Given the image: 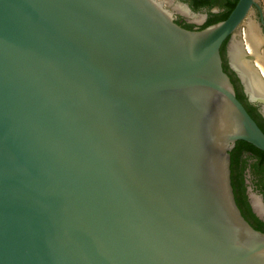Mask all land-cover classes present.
Wrapping results in <instances>:
<instances>
[{"label": "water", "instance_id": "1", "mask_svg": "<svg viewBox=\"0 0 264 264\" xmlns=\"http://www.w3.org/2000/svg\"><path fill=\"white\" fill-rule=\"evenodd\" d=\"M255 6L0 0V264H264L231 154L264 130L222 57Z\"/></svg>", "mask_w": 264, "mask_h": 264}, {"label": "flooded vegetation", "instance_id": "2", "mask_svg": "<svg viewBox=\"0 0 264 264\" xmlns=\"http://www.w3.org/2000/svg\"><path fill=\"white\" fill-rule=\"evenodd\" d=\"M173 4H181L188 9L190 16L175 10L176 21L183 27L190 29H202L208 23L217 20L232 11L233 4L239 0H171ZM261 1V0H258ZM261 4V3H260ZM262 6V4H261ZM263 7V6H262ZM257 20L261 25V35L264 41V22L260 17L257 7ZM264 9V7H263ZM202 16L195 20L194 15ZM197 17V16H196ZM264 21V19H263ZM230 39H227L222 46V57L224 68L231 76L236 87L237 95L248 111L264 128L263 103L259 99H253L246 91L245 85L237 71L232 67L229 54ZM232 182L235 190L237 203L244 216L257 229L264 232V160L254 151L247 148L232 151ZM259 207L257 206V204Z\"/></svg>", "mask_w": 264, "mask_h": 264}, {"label": "bare ground", "instance_id": "3", "mask_svg": "<svg viewBox=\"0 0 264 264\" xmlns=\"http://www.w3.org/2000/svg\"><path fill=\"white\" fill-rule=\"evenodd\" d=\"M167 1L175 10L190 16L185 6L178 3L173 4L171 0ZM194 17L195 20L199 21L202 16ZM243 26L245 30L242 33ZM242 27L230 40L229 59L250 96L253 99L264 100V41L258 22L253 16L249 15ZM246 48L248 52H246ZM262 108L264 111V105ZM256 204L259 207L258 203Z\"/></svg>", "mask_w": 264, "mask_h": 264}, {"label": "trees", "instance_id": "4", "mask_svg": "<svg viewBox=\"0 0 264 264\" xmlns=\"http://www.w3.org/2000/svg\"><path fill=\"white\" fill-rule=\"evenodd\" d=\"M233 7H235V4H233L232 8H233ZM233 9H234V8H233ZM233 9H232V10H233ZM228 16H229V15H225V16H223V17H221V18H218L217 20H214V21L208 23L206 26H208V25H210V24H213V23H216V22H218V21H222V20L226 19ZM206 26H205V27H206ZM203 28H204V27H203ZM251 115H252V114H251ZM259 125H260V124H259ZM261 128H262V127H261ZM262 129L264 130V128H262ZM240 148H247V149H250V150L254 151L255 153L259 154V155L263 158V160H264V152L261 151V150H259V149H257V148L254 147L253 145H251V144H249V143H247V142H245V141H238L237 144H236V149H240ZM231 154H232V153H231Z\"/></svg>", "mask_w": 264, "mask_h": 264}, {"label": "rangeland", "instance_id": "5", "mask_svg": "<svg viewBox=\"0 0 264 264\" xmlns=\"http://www.w3.org/2000/svg\"><path fill=\"white\" fill-rule=\"evenodd\" d=\"M260 3L262 4V6L264 7V0H261ZM201 15V14H200ZM245 30V27L243 26L242 29H241V32L243 33ZM230 44V43H229ZM246 52H248L247 48H246ZM228 54H229V51H228Z\"/></svg>", "mask_w": 264, "mask_h": 264}]
</instances>
